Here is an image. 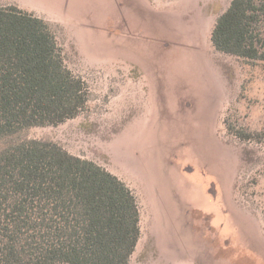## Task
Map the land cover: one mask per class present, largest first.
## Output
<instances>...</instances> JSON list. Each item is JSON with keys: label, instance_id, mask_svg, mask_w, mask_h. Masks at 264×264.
<instances>
[{"label": "rangeland", "instance_id": "1", "mask_svg": "<svg viewBox=\"0 0 264 264\" xmlns=\"http://www.w3.org/2000/svg\"><path fill=\"white\" fill-rule=\"evenodd\" d=\"M230 0H0L47 20L88 85L84 110L27 137L94 160L131 189L128 264H264V69L210 40Z\"/></svg>", "mask_w": 264, "mask_h": 264}, {"label": "trees", "instance_id": "2", "mask_svg": "<svg viewBox=\"0 0 264 264\" xmlns=\"http://www.w3.org/2000/svg\"><path fill=\"white\" fill-rule=\"evenodd\" d=\"M53 30L17 4L0 5V264H128L140 230L132 189L55 140L24 135L87 105L88 85L65 64ZM210 40L264 69V0H230Z\"/></svg>", "mask_w": 264, "mask_h": 264}]
</instances>
